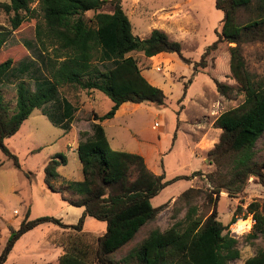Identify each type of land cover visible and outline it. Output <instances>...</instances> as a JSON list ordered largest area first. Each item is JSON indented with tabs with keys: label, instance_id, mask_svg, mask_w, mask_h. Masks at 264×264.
I'll use <instances>...</instances> for the list:
<instances>
[{
	"label": "trees",
	"instance_id": "1",
	"mask_svg": "<svg viewBox=\"0 0 264 264\" xmlns=\"http://www.w3.org/2000/svg\"><path fill=\"white\" fill-rule=\"evenodd\" d=\"M39 1L44 26H39L37 36L47 51L45 40L53 46V57H48L49 77L36 82L32 90L25 81L16 86V109L11 114L4 101L2 86L12 77L13 61L0 63V150L12 159L18 169L17 157L6 147L5 140L15 135L35 110L57 104L58 113L45 111L50 121L69 131L77 109L66 99L59 101L60 88L65 85L78 87L88 92H102L113 102L109 112L95 115L96 122L115 117L125 103L140 105L152 103L164 105V91L152 85L142 74L137 59L130 54L142 53L146 58L160 54H177L183 62L192 61L182 54L180 42L170 39L167 33L155 29L150 36L141 39L133 33L130 19L122 7V0H10L0 1V10L10 16L12 31L18 30L30 14L31 5ZM216 8L224 13L223 26L218 40L203 54L194 70L207 67V58L223 42L232 45L231 71L242 85L246 99L242 106L228 111L216 120L222 130L220 142L209 152V157L218 169L225 163L232 168L231 180L223 183L209 178L213 195L220 199L222 191L231 197L241 194L250 178H256L264 188V162H255V146L264 134V88L257 86L247 70L241 46L247 43H264V0H215ZM110 6V13L100 12ZM93 12L92 18H87ZM0 25V51L9 32ZM218 93L229 96L233 88L214 79ZM186 95V93H185ZM82 164L83 180L71 182L67 191L78 199L70 205L84 208L77 225H66L61 219L41 217L21 224L8 240L0 256L4 264L16 242L26 233L46 223L56 224L64 229L82 232L86 217L106 222L107 230L97 240L94 261L89 248L79 246L75 241L63 249L55 264H231L240 258L238 240L230 236L228 226L218 220V202L212 214L202 220L198 207L193 202L202 192L196 188L186 190L177 203H183L187 213L181 221L170 228L152 230L138 245L132 248L121 262L114 259L115 253L132 242L141 229L155 220L163 209L155 208L151 201L174 181L189 177H178L166 181L165 175H156L139 154L118 151L112 148L100 123L93 126V135L79 143L76 149ZM67 165L64 154L56 155L45 167V183L53 191L59 178L58 169ZM134 170V180L130 172ZM29 177L32 173L28 174ZM195 172L193 178L202 176ZM183 209L175 211L181 213ZM239 211V208L237 209ZM249 213L254 225L248 241L261 240L264 244V202L251 203ZM178 215V214H177ZM237 218L232 219L236 223ZM245 264H264V247Z\"/></svg>",
	"mask_w": 264,
	"mask_h": 264
},
{
	"label": "rangeland",
	"instance_id": "2",
	"mask_svg": "<svg viewBox=\"0 0 264 264\" xmlns=\"http://www.w3.org/2000/svg\"><path fill=\"white\" fill-rule=\"evenodd\" d=\"M122 7L136 37L145 39L153 30H162L171 40L181 43L183 56L192 63L183 62L177 54L146 58L142 53L133 52L130 55L137 59L142 74L164 91V105L133 104L138 107L129 109L124 115L96 122L95 115L103 116L111 110V99L99 91L88 92L65 85L60 88L59 101L66 99L77 109L69 131L54 125L44 114L45 111L59 112L57 104H49L45 109L35 110L20 130L5 140L21 168L18 169L0 150V256L28 213L29 221L54 217L66 225L78 224L81 212L70 205V201L78 196L67 191V187L71 182L83 180L76 148L93 135L94 124L100 123L113 149L143 156L148 168L156 175L164 174L166 181L189 177L172 182L151 201L153 207L162 206L163 209L132 242L115 253L117 262H121L152 230H166L183 220L187 211L183 209V203H177L178 199L186 190L196 188L202 192L193 202L198 207V217L208 218L218 202V220L228 226L230 236L239 242L241 256L231 264H245L264 247L261 240L246 239L254 225L249 206L264 202V188L253 177L236 197H231L225 190L219 201L216 195H213V201L207 196L214 188L208 178L211 174L223 183H228L232 174L230 163L218 169L208 155L220 142L222 134L216 120L223 113L242 106L246 99L242 85L231 71L232 45L221 43L207 58V67L194 70L208 47L218 40L224 13L216 8L215 0H122ZM31 10L16 31H12L10 16L0 10V25L5 29L2 31L9 32L0 51V63L13 61L12 77L1 89L11 114L16 109L17 84L25 81L35 90L36 82L50 75L47 58L53 57V46L45 40L48 49L45 51L37 36L38 27L44 26L39 1L31 5ZM111 11L112 8L107 6L100 12ZM94 15L91 12L86 17ZM241 50L253 82L264 88V43L243 44ZM214 79L231 86L232 93L227 97L218 93ZM254 151V161L264 162V134ZM58 154L67 157V165L59 167V178L55 181L56 188L63 192L53 191L45 183V167ZM133 172L132 169L129 174L131 181L134 180ZM195 172L203 175L193 178ZM29 173H32L30 177ZM180 208L183 209L181 213L175 211ZM234 217L236 223H232ZM241 220H249V228L240 229L237 223ZM106 230V222L89 216L82 232L53 223L42 224L16 242L4 264H55L62 250L73 241L80 247H88L91 261H94L97 240Z\"/></svg>",
	"mask_w": 264,
	"mask_h": 264
},
{
	"label": "crops",
	"instance_id": "3",
	"mask_svg": "<svg viewBox=\"0 0 264 264\" xmlns=\"http://www.w3.org/2000/svg\"><path fill=\"white\" fill-rule=\"evenodd\" d=\"M160 55H161V54H160ZM156 57H157V56H156ZM133 107H134V108H137L138 106H135V105H133L132 103H125V104H123V105L119 108V110L117 111V113H116V115H115L114 118L126 114L127 111H128L129 109L133 108ZM78 145H79V144H78ZM78 145H77V147H78ZM76 149H77V148H76ZM73 207H74V206H73ZM76 208H77V207H76ZM78 210H80L81 215H82L83 212H84V208H78ZM62 251H63V250H62ZM61 254H62V252L60 253V256H61ZM60 256L58 257L57 260H55L56 263L58 262ZM45 264H52V263L49 262V263H45Z\"/></svg>",
	"mask_w": 264,
	"mask_h": 264
},
{
	"label": "bare ground",
	"instance_id": "4",
	"mask_svg": "<svg viewBox=\"0 0 264 264\" xmlns=\"http://www.w3.org/2000/svg\"><path fill=\"white\" fill-rule=\"evenodd\" d=\"M237 224H238V226H239L240 229L244 230V229L249 228L250 221L249 220H241Z\"/></svg>",
	"mask_w": 264,
	"mask_h": 264
},
{
	"label": "built area",
	"instance_id": "5",
	"mask_svg": "<svg viewBox=\"0 0 264 264\" xmlns=\"http://www.w3.org/2000/svg\"><path fill=\"white\" fill-rule=\"evenodd\" d=\"M156 127L158 126V124L155 125Z\"/></svg>",
	"mask_w": 264,
	"mask_h": 264
}]
</instances>
